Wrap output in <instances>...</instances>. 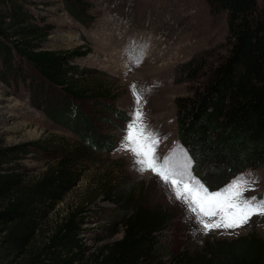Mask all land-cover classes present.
Segmentation results:
<instances>
[{"label":"rangeland","instance_id":"1","mask_svg":"<svg viewBox=\"0 0 264 264\" xmlns=\"http://www.w3.org/2000/svg\"><path fill=\"white\" fill-rule=\"evenodd\" d=\"M29 7L31 22L44 30L39 39L42 49L72 54L69 64L77 71L75 78L103 94L98 99L68 100L37 75L29 85L0 82V147L39 140L70 150L79 160L77 185L40 222L33 244L39 245L68 213L77 214L82 218L80 240L86 249L77 264H99L122 239L124 222L137 210L165 213L168 220L153 264H179L185 256L203 255L217 241L251 233L264 241L260 215L236 229L200 231L168 187L150 171L139 172L132 155L120 147L134 106L130 88L135 85L143 93L144 121L159 137V159L173 150L186 154L177 141L174 101L192 96L209 70L226 56L225 13H212L206 0H86L82 5L71 0H33ZM153 39L161 41L156 51L163 49L157 57L151 51ZM187 66L199 67L194 80H182ZM110 141L113 150H108ZM83 151L88 160H80ZM56 161L48 152L26 160L25 181L36 180ZM221 171H207L210 191L232 180L219 189L225 181ZM215 175L219 178L214 180ZM240 175L257 181L245 197L264 198V168Z\"/></svg>","mask_w":264,"mask_h":264},{"label":"trees","instance_id":"2","mask_svg":"<svg viewBox=\"0 0 264 264\" xmlns=\"http://www.w3.org/2000/svg\"><path fill=\"white\" fill-rule=\"evenodd\" d=\"M32 1L0 0V82L29 85L37 75L68 100L102 98V91L75 78L72 54L42 49L39 39L45 34L31 22ZM71 1L82 5L86 0ZM206 2L212 13L226 14L229 49L192 96L175 99V120L192 174L209 188L207 171L221 169L225 181L220 189L245 170L264 168V0L260 5L257 0ZM198 72L199 67L187 66L182 80H194ZM108 145L113 150L111 141ZM47 152L56 163L26 182L24 162ZM85 154L78 155L81 161L89 159ZM77 161L72 151L39 140L0 147V264H77L85 255L82 218L73 213L60 219L39 245L33 244L40 222L77 185ZM167 223L165 213H132L122 239L99 264L156 263ZM179 264H264V241L255 233L217 241L203 255L185 256Z\"/></svg>","mask_w":264,"mask_h":264},{"label":"snow or ice","instance_id":"3","mask_svg":"<svg viewBox=\"0 0 264 264\" xmlns=\"http://www.w3.org/2000/svg\"><path fill=\"white\" fill-rule=\"evenodd\" d=\"M130 91L134 106L121 138V150L132 155L139 172L150 171L168 187L172 198L194 217L200 231L207 234L232 230L247 224L255 215L264 216V198L244 195L255 190L256 180L240 175L224 188L210 191L192 175L191 160L186 154L173 150L161 161L157 156L158 134L148 129L140 108L142 90L133 85Z\"/></svg>","mask_w":264,"mask_h":264},{"label":"bare ground","instance_id":"4","mask_svg":"<svg viewBox=\"0 0 264 264\" xmlns=\"http://www.w3.org/2000/svg\"><path fill=\"white\" fill-rule=\"evenodd\" d=\"M150 39H152V37L150 38ZM157 39V38H156ZM157 41V40H156ZM159 42H161L160 40L159 41H157L156 43H155V40L153 39V43H154V45L155 46H151V48H153L151 51H152V54L154 53V57H157L156 56V54L159 52V51H162L163 49H159L158 51H156L157 50V47H156V44H158V47H159ZM163 42V41H162ZM149 47V46H148ZM148 52V51H147ZM164 57V56H163ZM161 58V57H160ZM154 62L156 61V60H153Z\"/></svg>","mask_w":264,"mask_h":264}]
</instances>
